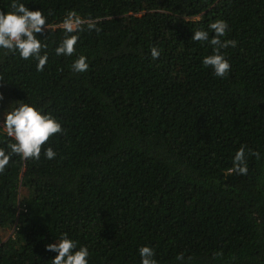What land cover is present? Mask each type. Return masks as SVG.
Segmentation results:
<instances>
[{
    "label": "trees",
    "instance_id": "1",
    "mask_svg": "<svg viewBox=\"0 0 264 264\" xmlns=\"http://www.w3.org/2000/svg\"><path fill=\"white\" fill-rule=\"evenodd\" d=\"M23 2L49 17L37 34L49 61L37 72L0 53V123L28 101L65 133L0 175V264H52L46 246L62 232L89 247L90 264H139L144 245L159 264H264V0ZM73 10L99 31L85 25L76 53L57 57ZM216 19L237 42L221 50L224 78L202 64L212 47L191 40ZM79 55L85 73L71 70ZM241 146L246 175L230 171Z\"/></svg>",
    "mask_w": 264,
    "mask_h": 264
},
{
    "label": "clouds",
    "instance_id": "2",
    "mask_svg": "<svg viewBox=\"0 0 264 264\" xmlns=\"http://www.w3.org/2000/svg\"><path fill=\"white\" fill-rule=\"evenodd\" d=\"M49 17L41 10H29L23 0H11L10 10H0V53L18 54L23 60L36 61L37 72H43L49 61L48 44L37 34L43 33L49 27ZM99 31L96 22L85 20L76 11H69L60 23L64 36L55 47L57 57H72L78 46L80 32L85 30ZM230 30L226 20L216 19L208 25V30H196L191 40L207 43L212 47V54L202 59L203 66L210 68L215 76L224 78L231 71V64L222 53V49L229 46L236 47L234 40L222 39ZM210 32L214 33L210 37ZM161 49H151L152 58L158 59ZM88 57L79 55L71 64V70L85 73L89 70ZM60 121L51 113H46L35 103L18 101L10 107L5 119L0 123V135H6L11 142L0 146V175L4 174L14 156L21 159H41L42 146L46 145L50 137L64 134ZM259 157V153H252ZM44 158L52 161L57 152L51 147L43 148ZM230 171L238 175L248 173L247 154L241 146L233 157V168ZM46 250L57 253L51 260L52 264H90L91 253L87 245H82L78 239L68 232H62L55 238L54 243L46 246ZM139 264H159L155 248L144 245L138 249ZM182 260L183 257H180Z\"/></svg>",
    "mask_w": 264,
    "mask_h": 264
},
{
    "label": "rangeland",
    "instance_id": "3",
    "mask_svg": "<svg viewBox=\"0 0 264 264\" xmlns=\"http://www.w3.org/2000/svg\"><path fill=\"white\" fill-rule=\"evenodd\" d=\"M28 194V190L27 189H23L22 190V195L24 196V195H27Z\"/></svg>",
    "mask_w": 264,
    "mask_h": 264
},
{
    "label": "bare ground",
    "instance_id": "4",
    "mask_svg": "<svg viewBox=\"0 0 264 264\" xmlns=\"http://www.w3.org/2000/svg\"><path fill=\"white\" fill-rule=\"evenodd\" d=\"M61 2V1H60ZM55 11V10H54Z\"/></svg>",
    "mask_w": 264,
    "mask_h": 264
}]
</instances>
